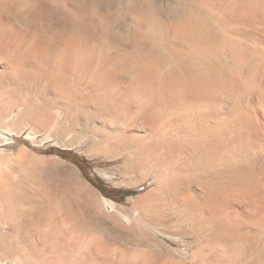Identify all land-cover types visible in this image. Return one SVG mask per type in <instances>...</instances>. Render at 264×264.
<instances>
[{
  "label": "rangeland",
  "instance_id": "374dc122",
  "mask_svg": "<svg viewBox=\"0 0 264 264\" xmlns=\"http://www.w3.org/2000/svg\"><path fill=\"white\" fill-rule=\"evenodd\" d=\"M4 1L0 264H253L203 243L192 209L157 187L180 164L145 160L155 137L125 92L146 90L151 60L164 74L165 24L200 0Z\"/></svg>",
  "mask_w": 264,
  "mask_h": 264
},
{
  "label": "bare ground",
  "instance_id": "6f19581e",
  "mask_svg": "<svg viewBox=\"0 0 264 264\" xmlns=\"http://www.w3.org/2000/svg\"><path fill=\"white\" fill-rule=\"evenodd\" d=\"M187 14L165 24L164 74L151 60L136 76L146 90L125 88L155 137L145 160L161 153L166 167L180 164L157 187L192 209L203 243L264 264V0H200Z\"/></svg>",
  "mask_w": 264,
  "mask_h": 264
},
{
  "label": "trees",
  "instance_id": "16d2710c",
  "mask_svg": "<svg viewBox=\"0 0 264 264\" xmlns=\"http://www.w3.org/2000/svg\"><path fill=\"white\" fill-rule=\"evenodd\" d=\"M86 165H87L88 167H90V163H89V161H87V160H86ZM139 190H141V189H139ZM139 190H138V191H139ZM119 194H122L123 199L127 198V197L130 195V194L127 193V192H119Z\"/></svg>",
  "mask_w": 264,
  "mask_h": 264
}]
</instances>
